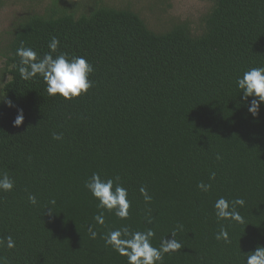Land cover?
I'll return each mask as SVG.
<instances>
[{
    "label": "trees",
    "instance_id": "trees-1",
    "mask_svg": "<svg viewBox=\"0 0 264 264\" xmlns=\"http://www.w3.org/2000/svg\"><path fill=\"white\" fill-rule=\"evenodd\" d=\"M197 1L199 12L177 18L172 0H0V14L11 10L0 32V174L15 181L0 192V237L16 241L0 247L7 264H127L101 238L124 225L152 228L156 247L182 225V248L163 264H244L264 245V104L253 117L236 86L264 66V0ZM52 37L58 53L93 66L87 94L65 101L42 77H20L16 49L43 56ZM17 109L24 122L14 127ZM94 172L120 177L127 220L105 212L95 224L84 187ZM221 196L245 200L244 224L217 222ZM221 225L231 243L215 239Z\"/></svg>",
    "mask_w": 264,
    "mask_h": 264
},
{
    "label": "clouds",
    "instance_id": "clouds-1",
    "mask_svg": "<svg viewBox=\"0 0 264 264\" xmlns=\"http://www.w3.org/2000/svg\"><path fill=\"white\" fill-rule=\"evenodd\" d=\"M60 41L52 37L48 43L49 51L43 56L31 47H26L21 43L15 51L18 60L19 75L23 80H31L40 76L46 85L45 91L51 97H59L65 101H71L87 94L92 87V81L89 79L94 71L93 66L82 56L69 57L67 53L59 52ZM236 86L240 90L241 100L247 104V111L253 117L259 114L261 104H264V66L252 67L243 72V75L237 77ZM252 98L249 102V98ZM9 108L14 105L9 100L6 102ZM24 122L23 109H17V115L13 121L14 127H19ZM61 135L53 133L54 140H60ZM220 159V156H217ZM215 180V173L209 177ZM120 177L102 178L98 172L92 173L85 182L84 187L97 201V209L100 211L93 216L96 225H105V212L112 213L120 220L129 218V209L131 201L128 199V190L119 182ZM15 186V181L7 172L0 174V192H11ZM197 188L203 192H208L212 184L198 183ZM145 203L151 202L152 197L145 187L139 189ZM28 202L36 206L37 197L29 194ZM55 205L53 199L49 201ZM245 200L240 197L227 199L219 197L214 205V215L217 222L231 221L237 224H244V217L240 214L239 208L245 206ZM49 215L52 214V208H48ZM147 224H152L153 219L149 215L146 218ZM183 230L182 225H177L171 231V239L163 238L159 247L153 245L152 240L155 232L152 228L145 231L133 230L130 226L124 225L119 228L109 230L101 238L105 246L110 247L121 257H125L127 264H163L166 254L177 252L182 248V244L176 239L177 233ZM89 235L92 239L97 238V231L94 226H89ZM217 241L231 243L227 228L221 225L219 231L215 234ZM0 247L14 249L16 241L11 235L0 237ZM244 264H264V245H257L255 249L244 254ZM0 264H7L6 258L0 257Z\"/></svg>",
    "mask_w": 264,
    "mask_h": 264
},
{
    "label": "rangeland",
    "instance_id": "rangeland-1",
    "mask_svg": "<svg viewBox=\"0 0 264 264\" xmlns=\"http://www.w3.org/2000/svg\"><path fill=\"white\" fill-rule=\"evenodd\" d=\"M202 9V4L197 0H172L171 13L177 18H186L192 16ZM11 13L9 9L4 10L0 14V32L6 27L8 15ZM2 68V61L0 60V69ZM1 98V95H0Z\"/></svg>",
    "mask_w": 264,
    "mask_h": 264
}]
</instances>
